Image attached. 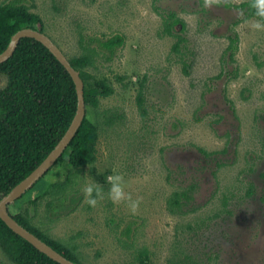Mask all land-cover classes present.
Returning a JSON list of instances; mask_svg holds the SVG:
<instances>
[{
  "label": "rangeland",
  "instance_id": "1",
  "mask_svg": "<svg viewBox=\"0 0 264 264\" xmlns=\"http://www.w3.org/2000/svg\"><path fill=\"white\" fill-rule=\"evenodd\" d=\"M20 1L68 57L79 53L80 33L125 36L113 59L93 71L116 89L97 113L113 110L124 119L99 124L100 180L87 166L66 200L44 195L68 172L67 162L57 163L11 211L77 245L84 264H170L174 255L199 264H264V24L234 7L247 0ZM156 7L187 23L181 57L172 52L176 38L161 35ZM236 35L234 61L227 48ZM145 76L146 118L137 105ZM6 84L0 74V88ZM97 113L90 118L99 120ZM87 185L95 186L91 194ZM184 190L192 196L182 200L189 212L172 214L168 199ZM143 247L148 257L135 260ZM0 264H14L1 247Z\"/></svg>",
  "mask_w": 264,
  "mask_h": 264
},
{
  "label": "trees",
  "instance_id": "2",
  "mask_svg": "<svg viewBox=\"0 0 264 264\" xmlns=\"http://www.w3.org/2000/svg\"><path fill=\"white\" fill-rule=\"evenodd\" d=\"M234 7L243 10L245 19L256 18L264 24V16L258 14L255 0H247ZM162 19V36L175 37L172 52L180 57L187 39L183 36L187 23L173 11L165 12L155 8ZM180 26V33L176 27ZM32 28L46 33L45 25L39 14L32 11L20 0L4 1L0 4V54L9 46L13 35L18 31ZM79 53L68 57L71 65L84 81V97L86 116L67 150L57 163L67 162L68 172L62 181L49 184L44 195L58 200H66L81 172L92 166L95 173L97 161V144L99 140V124L114 126L123 120L113 110L102 113L98 109L103 98L112 96L116 89L113 82L103 77L96 80L93 73L98 70L102 59L111 61L118 48L125 45L126 38L116 34L101 39L79 34ZM238 35L230 38L227 51H232L233 58L238 50ZM54 41V40H53ZM55 42V41H54ZM56 43V42H55ZM189 64L184 62L183 73L189 74ZM0 74H5L7 84L0 88V201L15 186L26 179L51 153L69 129L78 108V95L73 78L64 65L42 43L33 38H23L18 43L14 54L0 64ZM221 76V75H220ZM125 77L117 76L121 82ZM147 76L142 80L137 94V105L142 117H147L146 107ZM128 85L125 84L126 88ZM96 112L99 120L90 118V112ZM56 163V164H57ZM100 180L102 177L96 175ZM39 182V181H38ZM37 184V183H36ZM35 184V185H36ZM253 193L252 189L249 195ZM183 199L190 201L189 190L175 192L168 199V209L172 214H187ZM13 204V203H12ZM54 203H50L52 206ZM8 206L10 215L32 234L42 239L67 259L84 264L77 253L78 246L63 243L44 235L31 223L28 215L22 212L14 214ZM126 243V242H125ZM0 247L14 264H60L39 251L30 242L15 234L0 218ZM179 255V252L176 253ZM147 248L135 253V260L144 261L148 257ZM180 257V256H179ZM170 264H199L191 256L169 260ZM192 262V263H190Z\"/></svg>",
  "mask_w": 264,
  "mask_h": 264
},
{
  "label": "water",
  "instance_id": "3",
  "mask_svg": "<svg viewBox=\"0 0 264 264\" xmlns=\"http://www.w3.org/2000/svg\"><path fill=\"white\" fill-rule=\"evenodd\" d=\"M33 38L47 47L53 55L64 65L76 85L78 95V108L76 115L55 149L48 154V157L22 182L15 186L6 196L0 201V218L5 224L17 235L21 236L30 242L39 251L46 254L48 257L60 264H78L75 263L62 254L53 249L50 245L42 239L32 234L25 227L20 225L9 213L8 206L21 198L27 191H29L38 181H40L58 162L63 153L67 150L70 142L75 137L83 120L86 116V104L84 97V81L79 76V71L72 67L68 57L62 49L53 41V39L46 33L34 30L32 28H25L13 35L11 42L7 49L0 54V64L6 62L15 52L18 43L23 38Z\"/></svg>",
  "mask_w": 264,
  "mask_h": 264
},
{
  "label": "clouds",
  "instance_id": "4",
  "mask_svg": "<svg viewBox=\"0 0 264 264\" xmlns=\"http://www.w3.org/2000/svg\"><path fill=\"white\" fill-rule=\"evenodd\" d=\"M255 5L258 9V14L264 16V0H255ZM109 179H111V177ZM94 187H95L94 185H87L84 190L86 193L91 194L94 190ZM96 191L99 192L100 189L96 188ZM111 191L114 198L118 199L122 195L120 186L118 184H113ZM89 203L95 204L96 203L95 198L90 199Z\"/></svg>",
  "mask_w": 264,
  "mask_h": 264
}]
</instances>
